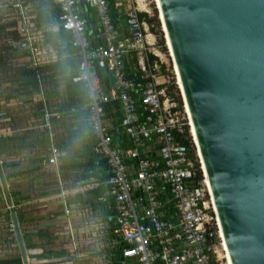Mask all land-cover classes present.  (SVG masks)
<instances>
[{
	"label": "built area",
	"instance_id": "2783aa9c",
	"mask_svg": "<svg viewBox=\"0 0 264 264\" xmlns=\"http://www.w3.org/2000/svg\"><path fill=\"white\" fill-rule=\"evenodd\" d=\"M123 1L127 3L113 0V9ZM51 3L58 14L45 26L70 36L74 56L80 61L72 82L82 83L87 91L88 125L96 143L93 151L109 169L103 187L113 199L114 233L124 245L118 263L219 264L215 247L219 242L222 247V240L190 128L193 154L190 146L177 139L189 120L158 81L161 61L150 58L152 35L139 17V8L132 2L125 6L122 34L118 15L115 19L110 15L108 0ZM10 7L17 19L11 49L25 53L26 67L36 71L39 99L45 103V86L38 73L40 66L52 60L43 51L45 27L35 26L37 10L31 2L13 0ZM132 55L142 73L136 83L124 79V61ZM97 69L110 74L111 86L101 84ZM110 101L121 105L118 127L127 139L125 147L113 142L112 128L106 122L103 104ZM42 116L43 126L50 129L51 119L59 120L61 113L45 110ZM59 157L60 150L52 145L46 163L57 165ZM198 172L201 179H197Z\"/></svg>",
	"mask_w": 264,
	"mask_h": 264
},
{
	"label": "water",
	"instance_id": "95a60500",
	"mask_svg": "<svg viewBox=\"0 0 264 264\" xmlns=\"http://www.w3.org/2000/svg\"><path fill=\"white\" fill-rule=\"evenodd\" d=\"M157 4L229 264H264V0ZM10 221L31 264L14 211Z\"/></svg>",
	"mask_w": 264,
	"mask_h": 264
},
{
	"label": "crops",
	"instance_id": "0c3cea01",
	"mask_svg": "<svg viewBox=\"0 0 264 264\" xmlns=\"http://www.w3.org/2000/svg\"><path fill=\"white\" fill-rule=\"evenodd\" d=\"M11 2L0 0V113L6 114L0 117V162L13 204L8 207L0 187V260H21L10 221L14 211L31 264H113L120 241L111 218L113 199L103 187L109 169L97 160L86 162L81 136H74L67 145L65 130L53 123L50 129L43 126V116L35 110V100L19 71L29 60L22 51L10 49L17 37ZM124 6L123 1L116 9L122 34ZM62 48L61 40L50 43L44 37L43 51L52 58L47 63L56 61ZM2 66L12 71L10 82ZM106 122L112 132L113 119ZM52 145L60 150L57 165L46 163ZM6 250L17 255L7 257Z\"/></svg>",
	"mask_w": 264,
	"mask_h": 264
},
{
	"label": "trees",
	"instance_id": "16d2710c",
	"mask_svg": "<svg viewBox=\"0 0 264 264\" xmlns=\"http://www.w3.org/2000/svg\"><path fill=\"white\" fill-rule=\"evenodd\" d=\"M27 3L31 2L37 10L35 26L40 28L44 26L42 34L48 38L50 43L57 41L58 39L63 42V48L58 51V59L54 62L43 64L38 68V73L41 78L43 86H45V103L39 99V83L36 79V71L23 66L19 71L23 76V84L28 88V92L31 95L32 101L35 100V110L42 116L44 111L60 112L61 117L59 120L51 119L53 124L57 128L65 130L68 133L69 143L74 136H81L84 140V154L87 157L86 162L89 164L94 160L98 161L99 166L104 169H108L106 161L96 155L93 151L95 146V138L90 131L88 125V109L86 105L88 103L87 91L84 85L80 82L73 83L72 78L78 74L80 61L74 56L75 50L71 47L70 36L62 29H47L45 25L50 23L51 19L58 14L55 6L52 5V0H25ZM110 8V15L115 19L118 15L117 11L113 9V0H108ZM86 17V16H85ZM140 19L150 25V29L153 30L152 22H155L156 17L148 18L147 13L140 12ZM96 41L94 39L92 44ZM163 44V43H161ZM9 48L8 46L5 48ZM11 49V47H10ZM22 56H25L23 54ZM151 60H158L154 55H150ZM124 79L128 82H139L141 80L142 73L137 69V60L135 56H130L124 61ZM164 72V69H161ZM97 76L101 84L105 87L112 85V79L110 74L102 70L97 69ZM170 90L175 89V85L169 86ZM177 93V90H176ZM177 104L182 108V101L179 95H169ZM106 119H113L114 128L111 132L113 142L121 146H126V137L121 133L118 127L121 122L122 112L119 101H110L103 104ZM45 134V133H43ZM182 137V138H181ZM182 143L190 146L192 154L194 146L191 143L189 137L188 127L182 135L177 137ZM85 168L87 166H84ZM91 167V166H89ZM76 168V167H73ZM109 173V172H108ZM109 177L106 174L104 180ZM197 179H201V173L198 172ZM124 247L121 243L118 245V249L113 256V264H119L118 259L120 257V251ZM120 249V250H119ZM0 264H21L20 258L13 259H1Z\"/></svg>",
	"mask_w": 264,
	"mask_h": 264
},
{
	"label": "rangeland",
	"instance_id": "374dc122",
	"mask_svg": "<svg viewBox=\"0 0 264 264\" xmlns=\"http://www.w3.org/2000/svg\"><path fill=\"white\" fill-rule=\"evenodd\" d=\"M139 1H140V3H139ZM131 2L139 8L140 12L147 13L148 18L156 17L155 22H152V26L154 27L153 30H151L150 29L151 26L147 24L148 34L152 35V37H150V41H151V43H153V45L151 47H149V50H150V53L152 55H154L158 59H160V61H161L160 63H164V65L166 66L164 69V72H162L160 70L158 73H156V75L159 76L158 81L164 83L163 85L167 89L166 93L168 95H175V96L179 95V97L182 101V106L185 105L184 101L182 100L181 90L179 88V85L177 84V77H176V73H175V68L173 65V61H172V57H171L169 47L166 44L165 34H164V31L162 28V23H161V20L159 17V10L157 8L156 0H130V1L128 0L127 4H125V6H129ZM136 3H138V5H136ZM121 13H122V10H121ZM120 22H121L122 27H124L126 24V19L123 15L121 16ZM120 30H121V27H120ZM1 33H2V30H0V39L3 36V35H1ZM161 43H163V44H161ZM1 70L3 72L7 73L5 75V78L7 79L6 82H10L9 79L13 78L11 75L12 71H9L10 68L7 69L6 66H2ZM172 84L175 85V89L170 90L169 86H171ZM176 90H177V93H176ZM183 109L184 108L182 107V110ZM25 111H27V110H23V112H25ZM181 116L182 115H180L179 118H181ZM189 128L190 127L188 126V129ZM102 244L104 245L103 235L101 238V245ZM215 250L217 251L216 256L218 257L217 259H218L219 264H224L225 262L222 259L223 255H222V247L220 245V242L216 244ZM6 255H7V257H12V256L17 255V252H14L13 250L12 251L6 250ZM103 263H104V260H103Z\"/></svg>",
	"mask_w": 264,
	"mask_h": 264
},
{
	"label": "bare ground",
	"instance_id": "6f19581e",
	"mask_svg": "<svg viewBox=\"0 0 264 264\" xmlns=\"http://www.w3.org/2000/svg\"><path fill=\"white\" fill-rule=\"evenodd\" d=\"M139 3H140V1H139ZM156 3H157V0H156ZM157 8H158V4H157ZM158 10H159V8H158ZM159 17H160V20H161V23H162V19H161V15H160V13H159ZM162 28H163V31H164V34H165V30H164V27H163V23H162ZM165 39H166V44L168 45V42H167V38H166V34H165ZM169 47V46H168ZM170 50V49H169ZM176 73V72H175ZM177 77V76H176ZM177 84L179 85V83H178V79H177ZM179 88H180V86H179ZM185 106V105H184ZM184 110H185V113H186V116H187V118H188V115H187V111H186V108L184 107ZM188 120H189V118H188ZM189 127H190V133H191V136H192V138H193V140H194V144H195V146H196V143H195V139H194V136H193V132H192V129H191V125H190V122H189ZM197 148V147H196ZM197 154H198V150H197ZM198 157H199V154H198ZM199 159H200V157H199ZM200 164H201V161H200ZM201 169H202V171H203V168H202V164H201ZM205 183L207 184V182H206V179H205ZM208 186V185H207ZM209 190V189H208ZM215 211V210H214ZM217 224H218V221H217ZM218 227H219V224H218ZM219 229V236L221 237V239H222V235H221V231H220V228H218ZM222 255H223V260H224V264H229V261H228V257H227V253H226V250H225V246H224V242H223V239H222Z\"/></svg>",
	"mask_w": 264,
	"mask_h": 264
}]
</instances>
